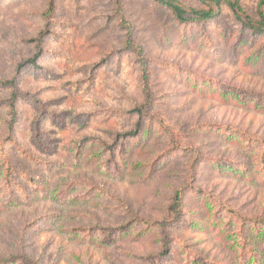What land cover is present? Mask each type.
Masks as SVG:
<instances>
[{
  "label": "rangeland",
  "instance_id": "374dc122",
  "mask_svg": "<svg viewBox=\"0 0 264 264\" xmlns=\"http://www.w3.org/2000/svg\"><path fill=\"white\" fill-rule=\"evenodd\" d=\"M241 1L257 18L261 0ZM54 2L46 20L50 0H0V82L34 57L32 40L50 25L37 67L22 69L14 134L11 92L0 87V259L146 264L162 247L157 227L142 221L166 218L174 191L186 187L185 221L158 264H241L207 195L264 218V39L241 43L227 7L207 25L180 26L153 0H123L155 101L149 134L111 150L137 123L128 112L144 102L141 64L124 51L113 0ZM241 253L261 260L264 241L253 236Z\"/></svg>",
  "mask_w": 264,
  "mask_h": 264
},
{
  "label": "trees",
  "instance_id": "16d2710c",
  "mask_svg": "<svg viewBox=\"0 0 264 264\" xmlns=\"http://www.w3.org/2000/svg\"><path fill=\"white\" fill-rule=\"evenodd\" d=\"M204 5V9L197 10L194 8H185L182 4H180L177 0H153L157 5L165 8L175 19L178 25L187 26V25H195V26H204L215 19H217L221 13L223 12L224 7H227L231 14L233 15L236 23L240 27L239 38L241 39V43H249L251 46L253 40H261L264 39V0H261L258 8V17L254 18L247 9L244 7L241 0H198ZM116 8V18L118 20L119 25L122 29L126 31V42L124 51L131 53L133 56L141 64L142 69V93L144 95V102L138 107L130 110L128 112L129 115L137 118V123L135 128L130 132L125 134L118 135L115 139V144L111 145L110 149L113 150L119 146L121 141L135 139L140 135H147L150 132V129L143 130L146 122L151 120L152 111L154 108V93L152 91V83H151V72H150V61L146 57L145 51L142 46H139L135 42L134 36V27L126 20L125 17V6L123 0H113ZM54 0H50L48 12L45 13L44 17L48 20L49 16L54 13L55 4ZM50 25L45 29V31L40 32L38 37L32 40L33 43L36 44V54L33 58L28 60L25 63L19 64L15 71V75L12 79L0 82V87L6 88L11 92V97L5 102L8 115L9 122L7 123V128L11 134H14L16 131V127L18 125V121L20 119V109L19 102L22 99V94L18 89V84L23 80L22 69L31 65L32 67H37L38 60L43 53L42 44L44 42V38L49 34ZM165 131V130H164ZM38 132V130H37ZM39 133V132H38ZM251 141H256L257 144L261 145L260 142L254 140L253 138H249ZM264 148V144L261 145ZM108 147H105L107 150ZM177 149V148H176ZM264 162V151L261 154L260 163ZM15 173L13 168H8L7 176L5 177L7 181H11L12 177H14ZM34 180H30V184L32 185ZM7 184V183H6ZM9 187V186H8ZM21 191H24L23 186H19ZM188 188L182 187L174 191V195L171 198V204L168 207V215L166 218L162 219L159 222L154 224L146 221H142V224L146 227V230L151 229L152 226L157 227L158 233L160 236V243L162 250L158 255L146 256L144 261L146 264H158V261L166 258L172 247L175 238L172 237L171 231L176 227V225L183 223L185 220V197L186 191ZM18 190L17 193H19ZM8 194H13L9 188ZM210 205H214L218 208L217 212H215V216L222 217V226L220 229V233L226 234V236H221L225 242L226 247L228 248L238 257L240 258L241 264H264V257L261 260L259 258H252L250 262H248L247 258H243L242 250L246 248L250 243H252V237L256 236L259 240L264 241V218L262 217H244L241 216L235 209L230 206H225L221 204V202L215 200L212 196H208ZM212 203V204H211ZM212 207V206H210ZM212 209V208H211ZM130 223L126 224L123 228L118 229H104V232L108 234L110 237L114 236L115 233H122L128 229ZM17 261L21 264H38L37 262H33L27 256L23 255L20 257H12L10 259L1 260L0 264H17ZM205 264V263H201Z\"/></svg>",
  "mask_w": 264,
  "mask_h": 264
}]
</instances>
